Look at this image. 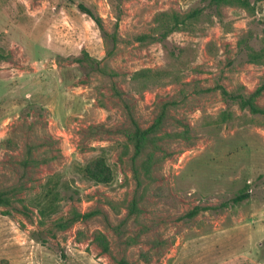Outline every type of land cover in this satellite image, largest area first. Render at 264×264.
Instances as JSON below:
<instances>
[{
    "label": "rangeland",
    "instance_id": "374dc122",
    "mask_svg": "<svg viewBox=\"0 0 264 264\" xmlns=\"http://www.w3.org/2000/svg\"><path fill=\"white\" fill-rule=\"evenodd\" d=\"M75 1L0 0V264H264V114L219 88L264 82V0ZM194 7L196 28L137 40ZM98 156L109 183L83 172Z\"/></svg>",
    "mask_w": 264,
    "mask_h": 264
},
{
    "label": "trees",
    "instance_id": "16d2710c",
    "mask_svg": "<svg viewBox=\"0 0 264 264\" xmlns=\"http://www.w3.org/2000/svg\"><path fill=\"white\" fill-rule=\"evenodd\" d=\"M71 2H75V0H69ZM211 5H220L223 3L236 2L243 6H250L249 0H209ZM78 8L83 12L88 14L99 26L101 30H104V24L102 17L95 12V10L87 5L86 3L80 1L77 2ZM204 7H194L190 11L181 12L178 10H169L162 11L158 13L154 20L156 22V26L154 28L153 33H143L138 35L136 38L138 41L143 43L148 42H165L168 36L180 30H192L196 28V24L199 22ZM174 54V53H173ZM248 55L251 60H259L264 55V50L260 52H255L254 50H248ZM87 57H80L79 60L83 61ZM8 55L4 52L0 51V58H7ZM99 61H96V63ZM166 73L161 70H152V69H140L133 74V77L137 80H147L151 81L155 78H159L164 76ZM224 96L230 98L232 100L238 101L242 108H248L252 113H262L264 114V108L260 107L257 104V97L260 96L264 92V82L257 87L250 94L245 93H234L226 89L224 86L219 87ZM84 174L91 180H94L99 183H109L114 178V172L110 164H108L107 160L103 156H98L92 159L83 167ZM249 196L248 192H241L233 197L231 200L233 202H239ZM15 192L11 189H0V205L11 206L15 200ZM46 202L43 206H41L40 212L42 217L49 216L56 212V200L57 196L55 195V191L53 188L50 189L49 195L46 198ZM228 202L223 203V206H226ZM208 207L196 206L191 211L187 213L188 217H193L200 213L202 210L207 209ZM89 213H80L77 210H73V217L70 219L69 224L78 220L82 217H88ZM63 226V224H62Z\"/></svg>",
    "mask_w": 264,
    "mask_h": 264
}]
</instances>
